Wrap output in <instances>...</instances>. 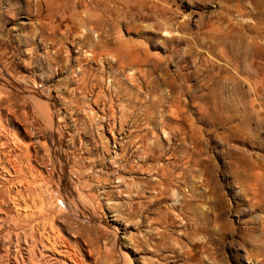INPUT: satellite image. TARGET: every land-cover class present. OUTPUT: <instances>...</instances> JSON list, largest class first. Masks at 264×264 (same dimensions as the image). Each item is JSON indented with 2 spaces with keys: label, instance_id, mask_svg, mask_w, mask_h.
I'll return each mask as SVG.
<instances>
[{
  "label": "rangeland",
  "instance_id": "rangeland-1",
  "mask_svg": "<svg viewBox=\"0 0 264 264\" xmlns=\"http://www.w3.org/2000/svg\"><path fill=\"white\" fill-rule=\"evenodd\" d=\"M260 225L264 0H0V264H264Z\"/></svg>",
  "mask_w": 264,
  "mask_h": 264
},
{
  "label": "bare ground",
  "instance_id": "bare-ground-1",
  "mask_svg": "<svg viewBox=\"0 0 264 264\" xmlns=\"http://www.w3.org/2000/svg\"><path fill=\"white\" fill-rule=\"evenodd\" d=\"M134 62V61H133ZM135 63V62H134ZM173 108V107H172ZM174 109V108H173ZM183 110V109H182ZM174 111V110H173ZM172 112V111H171ZM148 152H150V151H148ZM145 153V152H144ZM190 156V155H189ZM188 156V157H189ZM187 157V156H186ZM181 158V157H180ZM173 159H175V158H173ZM178 159H179V157H178ZM177 159V160H178ZM186 159H188V158H186ZM186 159H185V161H186ZM178 162V161H177ZM181 162V161H180ZM184 163H186V162H184ZM181 165H182V163H180ZM180 164H178V165H180ZM177 165V166H178ZM176 167V166H175ZM183 167V166H182ZM186 167V166H185ZM179 169H180V167H179ZM173 170H175V168L173 169ZM185 171V170H184ZM160 172V171H159ZM175 172V171H174ZM170 174V173H169ZM180 174L181 173H179V175L178 176H180ZM161 175V174H160ZM163 175V174H162ZM175 175L177 176V174L175 173ZM163 177V176H162ZM169 177V176H168ZM164 178V177H163ZM158 181V180H157ZM161 182V181H160ZM163 184V183H162ZM254 193V192H253ZM226 226V227H225ZM257 227H259V226H257ZM229 228V229H228ZM253 228H254V226H253ZM216 229V228H215ZM222 238H224V237H226L229 233H232V235L233 236H236V235H238V231H239V226L238 225H236L234 228L231 226V225H228V227H227V225H223L222 226ZM233 229H234V231H233ZM256 229V228H255ZM260 230H261V234L259 235V237H257L256 238V240L257 241H259L258 243L262 246V248H264V239H261V236L263 235L264 236V225H260V228H259ZM256 231V230H255ZM252 233V232H251ZM244 235V234H243ZM242 235V236H243ZM246 236H249V235H247V234H245ZM254 235V234H253ZM19 236V235H18ZM239 236V235H238ZM251 236V235H250ZM231 237V236H230ZM237 237V236H236ZM252 237V236H251ZM253 237H256V236H253ZM243 238V237H242ZM240 239H241V237H240ZM245 239V238H244ZM242 240V239H241ZM240 240V241H241ZM247 240H248V238H247ZM250 240V239H249ZM62 241H63V239H62ZM66 241V240H65ZM61 242V241H60ZM242 242V241H241ZM252 242H254V241H252ZM252 242H248V243H251L252 244ZM234 243V242H233ZM237 243H239V241L237 242ZM247 243V242H246ZM257 243V242H256ZM255 243V244H256ZM61 244V243H60ZM206 244V243H205ZM230 244V243H229ZM232 244V243H231ZM245 244V243H244ZM254 244V243H253ZM221 245V244H220ZM258 245V244H257ZM260 245H258V246H260ZM219 246V245H218ZM233 246V245H232ZM255 246V245H254ZM64 247L67 249H65V250H58L61 254H64V251H68L67 252V255L69 256V260H71V262L73 263V264H83V262L80 260V258H79V256L77 255V254H75V252L73 251H70L69 250V245L68 244H64ZM224 247V246H223ZM240 247H241V244H240ZM246 247V246H245ZM233 248V247H232ZM231 248V249H232ZM235 248H236V246H235ZM71 249V248H70ZM190 251V250H189ZM56 252V251H55ZM191 252V251H190ZM57 253V252H56ZM190 254V253H189ZM178 259H180V260H183V259H185V258H188V257H190L191 258V256H185V255H183V254H176L175 255ZM65 261V260H64ZM67 262V261H66Z\"/></svg>",
  "mask_w": 264,
  "mask_h": 264
}]
</instances>
